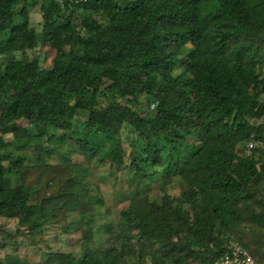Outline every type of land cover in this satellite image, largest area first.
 <instances>
[{
  "label": "trees",
  "instance_id": "obj_1",
  "mask_svg": "<svg viewBox=\"0 0 264 264\" xmlns=\"http://www.w3.org/2000/svg\"><path fill=\"white\" fill-rule=\"evenodd\" d=\"M250 141H264V0H0V252L54 228L80 233V252L46 264H214L233 237L264 264ZM73 154L131 171L119 221L96 229L105 201Z\"/></svg>",
  "mask_w": 264,
  "mask_h": 264
},
{
  "label": "rangeland",
  "instance_id": "obj_2",
  "mask_svg": "<svg viewBox=\"0 0 264 264\" xmlns=\"http://www.w3.org/2000/svg\"><path fill=\"white\" fill-rule=\"evenodd\" d=\"M32 23L37 28H40L41 18L39 8L35 7L32 11ZM39 54V51H30L27 53L29 57H33ZM15 59H22V53H16L12 56ZM54 55L52 52L42 53V65L46 68H49L52 65ZM83 119V116L80 118ZM263 123V122H261ZM117 140H123L122 136H118ZM57 143V140H54ZM197 143L196 139L190 141V144ZM105 146V149H108L111 144H108L107 139H95V146ZM164 149L165 158L170 160L171 151L169 147L165 144H162ZM123 149L126 152L131 154L132 147L130 143L123 140ZM63 151V150H62ZM72 159L74 164L78 166V169L81 171V168H85L88 171L89 180L94 184V192L99 194L104 198V206L100 209L99 214L95 219L96 229L100 225L105 223H115L121 218V212L128 208L129 203H124V192L131 189L134 184V177L131 171H123L121 173H114L109 163L106 162L103 165L98 164L95 160L93 162H88L80 154H73ZM169 163V162H168ZM157 169V171H160ZM133 171V170H132ZM159 182H153L151 184V193L150 195L153 198H159L163 195V191L160 188ZM182 191L181 179L175 177L171 184L167 188V192L172 197H179ZM75 216H73L74 218ZM13 227V225H12ZM98 235V244L101 245L105 241L104 236ZM235 238V237H234ZM81 239V234L76 233L72 236H66L62 234L58 229H48L45 236L34 237V244L22 245L17 251H14L12 248L0 252V258L4 259L6 254L14 253L15 256H18L20 264H46L43 258V255L46 253L58 252V251H76L80 252L79 243Z\"/></svg>",
  "mask_w": 264,
  "mask_h": 264
},
{
  "label": "built area",
  "instance_id": "obj_3",
  "mask_svg": "<svg viewBox=\"0 0 264 264\" xmlns=\"http://www.w3.org/2000/svg\"><path fill=\"white\" fill-rule=\"evenodd\" d=\"M52 1L64 7L68 0ZM80 2H86V0H80ZM259 148L264 150V141H250L246 144L243 155L251 158L254 156L255 150ZM226 249L228 253L218 259L214 264H258L249 252L234 237L227 242Z\"/></svg>",
  "mask_w": 264,
  "mask_h": 264
}]
</instances>
